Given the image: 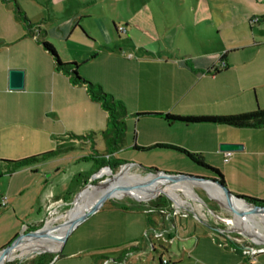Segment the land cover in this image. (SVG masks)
Here are the masks:
<instances>
[{"label":"rangeland","instance_id":"rangeland-1","mask_svg":"<svg viewBox=\"0 0 264 264\" xmlns=\"http://www.w3.org/2000/svg\"><path fill=\"white\" fill-rule=\"evenodd\" d=\"M7 5L15 9V1L18 3L20 10H22L31 26L22 18L26 24L27 31L34 32V35L39 37L44 35L48 41L56 47V52L59 57L64 60V63L75 62L77 65V72L83 79L89 80L91 83L102 86L103 91L111 94L117 101L120 100L126 106L128 112L125 117L126 123L130 124L132 120L128 119L129 115L142 113H157L158 110H149L146 106L147 102L144 100L134 101V103H127L125 100L118 99L113 93L105 90L101 82L95 81L102 75L91 64L90 61L85 60L99 51L113 49L118 51L121 49V55H129L130 52L134 57L137 55L159 56L163 60H178L182 59L187 64L189 69L194 74L203 76V72H214V68L222 66L220 58L227 53L230 64L235 62L240 70L238 72L228 73L221 77H203L199 82L187 89V93H193L205 83L218 84L228 94L226 99L218 101L215 97L216 92L210 98L203 100L201 103L194 104L188 112L195 114L191 115H223L227 113H237L245 111L246 105H243L241 98L247 94H251L245 90V87L236 89L231 86L232 82L237 83L240 76L244 80L250 81L252 75L260 72L261 78L264 80V0H3ZM114 26L117 27L118 32H115ZM47 33V34H46ZM260 46V47H259ZM237 51V52H236ZM87 61V62H86ZM234 61V62H233ZM246 65V66H245ZM99 76V77H98ZM200 77V78H201ZM236 80V81H232ZM264 82V81H263ZM221 93V92H220ZM257 94V93H256ZM258 98V96H257ZM131 100V99H129ZM146 103V104H145ZM183 104H180L182 107ZM178 103H173L174 109L178 108ZM260 106V105H259ZM184 110L185 108L177 109ZM160 113H171L172 111H164ZM133 126V125H132ZM72 136L76 134L69 133L63 137H58L52 140L51 144L45 147H32L18 149L9 153V158H1L6 160L20 161L27 158L37 157L28 162L19 171L13 173L11 180L8 176L0 178V242L15 236V231L18 227L17 235L24 234L33 219L39 206L40 201L36 191L39 189V184L28 185L26 191L21 196H15L12 199V193L9 192L10 183L20 184L27 179L32 180L36 175L40 177L44 169L49 165L56 164V167L65 168V174L62 176L63 180H72L71 191H78L79 185H83L79 192L84 189L80 195L85 192H90L97 181L111 182L117 180L119 176L128 174L129 176L145 177L149 174L148 171L138 166H124L128 162H132L128 156L130 152L118 153L117 158H123L126 161H114L119 163L117 168L112 170V174L108 173L104 177H97L92 179V176L100 169H96L91 165L89 148L87 146L79 145L78 141L74 140ZM169 140L180 145L191 147L194 145L202 146L204 138L225 141L238 140V144H245L250 146L251 151L247 154L243 150L235 151L240 153L236 158H233L231 163H225L222 159H211L210 154H204L209 162L215 164L222 173H226L229 179V188H235L240 192H244V196L257 198L264 194V179L258 175V163L264 164V127L257 129H231L228 127H214L212 129H192L184 130L173 128L164 134ZM229 142V141H228ZM224 143V142H221ZM208 148V146H207ZM209 151V150H208ZM245 151V150H244ZM233 153V154H234ZM132 155V154H131ZM156 156L152 152L149 154H138L137 163L158 170L169 171L172 173H198L194 164L186 158L173 154L164 157ZM168 156V157H167ZM111 160H113L111 158ZM108 166V165H107ZM238 168V176L233 175L234 168ZM123 168H125L123 170ZM78 170H84L80 174L74 175ZM102 171V170H100ZM242 172L246 173L241 174ZM262 170H259V173ZM49 173H46L48 175ZM88 179L87 184L84 180ZM10 181V182H9ZM172 181V180H170ZM176 182V181H172ZM191 190L199 195L211 206H218L219 212L223 217L228 218L229 222H223L228 229L232 230V237L241 239V242L253 243L256 246H264V239L256 238L251 235H245L239 229H232L234 220H245L243 216L235 212L232 207L227 204V199L222 193L217 195V191L208 185H201L196 183H187ZM100 187L97 188V190ZM173 192H166L157 187L140 188L137 193L125 194L118 196H111L95 213L90 215L89 222L83 223L78 229L77 234L82 230L91 227L93 222L102 218L103 213L99 211L107 208L110 200H128L139 203L140 200H148L153 197L154 191H157L162 196L168 198L175 197L186 198L187 193L181 186L175 185ZM76 189V190H75ZM151 189H154L151 191ZM219 192V191H218ZM54 194V192H52ZM51 193V194H52ZM76 193L72 198L69 197V203L63 206L60 210V216L54 224H49L46 228L50 235L57 234V227L64 228L67 221H69L70 213L75 207ZM6 196L9 203L18 202L17 207L12 204V207L4 208L1 196ZM218 197V199L215 198ZM179 200V199H178ZM260 200V199H258ZM194 202V201H193ZM90 204H84L82 208L87 209ZM14 208V210H13ZM237 209V208H236ZM239 210V209H238ZM241 211V210H240ZM245 213V212H243ZM147 223L151 224L155 220L161 221V216L157 211L153 213H142ZM246 217L251 223L256 224L252 213H248ZM150 218V220H149ZM87 221V220H86ZM85 221V222H86ZM259 222V221H258ZM148 224V225H149ZM57 227H56V226ZM44 226V222L41 227ZM150 226V225H149ZM148 226V227H149ZM147 227V228H148ZM76 229V228H75ZM73 233V232H72ZM71 233V234H72ZM146 230H144L142 237L134 245L141 247V250L129 254L127 256L130 264H152V258L155 256L157 261V254L150 250L147 245ZM61 237L55 239L59 240ZM49 241V240H48ZM47 242V241H45ZM35 242V243H45ZM62 249V248H61ZM128 249V248H127ZM121 252V251H120ZM119 252V253H120ZM60 250L33 252L29 255L21 254L19 251L14 252L10 257L13 260L3 264H18L25 262L32 263L37 257H43L45 260L53 258L60 254ZM115 253L112 248L103 252H79L77 258L72 264H115L113 260L119 255ZM154 253V254H153ZM88 259V260H86ZM84 261H90L84 262ZM36 263V262H35Z\"/></svg>","mask_w":264,"mask_h":264},{"label":"crops","instance_id":"crops-1","mask_svg":"<svg viewBox=\"0 0 264 264\" xmlns=\"http://www.w3.org/2000/svg\"><path fill=\"white\" fill-rule=\"evenodd\" d=\"M114 30L118 32L116 26H114ZM43 40L48 39L44 35L37 37L34 32H28L26 24L15 13L14 9L7 5L5 1L0 0V157L9 158V153L18 149H26L28 145L43 148L45 145L51 144L53 139L56 140L58 137L73 133L76 136H72V138L78 141L79 145L89 148L91 165L97 169V159L106 158L110 154L108 153L109 150L103 134L109 115L99 102L90 98L85 85H75L68 74L56 68V58L47 52L42 43ZM120 48L118 51L110 48L104 49L99 51L94 58L91 56V58L85 59L94 64L93 66L103 75H100V78L95 81L101 82L106 91L113 93L118 99L125 100L127 103L129 101L134 103V101L144 100L147 102L145 104L149 107V110L172 111L176 115L181 116H196L191 115L195 113L188 112V108L190 110L195 107L194 104H199L203 100L210 98L214 92H216V95L213 98L218 101L226 99L228 96L224 90L219 89L218 84L208 82L200 86L195 92L187 93L189 86L191 87L193 83H198L203 77H221L240 70L234 65V61L233 64L229 63L228 52L223 54L225 55L224 61L228 69L221 70L218 73L204 71L201 77L188 68L190 60L186 64L182 59L163 60L159 56H148L147 54L134 57L130 52L129 55H121ZM10 69L25 70L24 89L17 90L9 87L8 75ZM210 74H212V77H210ZM252 76L250 81H246L240 76L241 80L231 84V86L236 87L234 90L245 87L244 89L248 93L252 92V96L245 93L243 98H241L243 105H246L244 109L246 112L252 111L257 107L264 108V80L258 79L261 78L260 72ZM174 102L178 103V108L174 107L173 109L172 104ZM180 104H183L182 107ZM181 108H185L187 112L177 110ZM128 117H131L128 119L132 120V129L130 124L125 122L124 142L110 154L113 160L126 161L123 158H117L118 153L122 152H130L132 154L128 156L130 160H133L132 163L138 162L136 161L138 154H149L152 152L159 158L171 154L175 156L174 154H176L186 158L195 165L198 171L196 175L215 179L217 176L214 173L194 163L177 149L156 147L144 151L143 149H137V147L147 148L159 143L183 148L191 153L202 155L207 164L216 167L215 164L207 160L204 154L211 153L209 158L222 159L225 163H231L233 158H236L240 153L230 151L232 155H230L228 161H225L227 152L220 150V144L228 141L238 143V140L217 142V140L204 138L202 140L203 147H195L194 145L188 147L167 139L164 134L173 128L184 130L198 128L207 130L214 127L257 129L203 123L191 125L178 122L172 123L154 115L136 116L131 114ZM78 136L83 137L79 138ZM241 150L244 152L242 154H247L251 151V148L248 144H243V149ZM156 156L153 155V157ZM64 165L62 164L63 167L58 168L54 163L44 169L40 177L36 175L32 180L27 179L20 184L10 183L8 191L12 193V199H15L17 195H23L28 185H32L34 182V184H39L36 195H38L40 203L35 219L32 220L31 225L27 227L24 234L42 228L41 225L46 218L47 208L54 200L64 199L69 201V197L72 198L83 186L79 185L78 191L76 189V191H71L73 181L69 179L62 181V176L65 174ZM145 168L152 167L145 166ZM216 168L219 170L218 167ZM257 168L259 177L264 179V164L258 163ZM6 169L7 165H4V172L0 178L8 176L9 180H11L14 176L13 173L20 170L9 173ZM237 170V167L233 169V175L238 176L239 172ZM259 170H262V172L259 173ZM83 171L78 170L71 177L73 178L77 173L80 174ZM46 173L49 174L46 175ZM222 174L228 187V175L226 173ZM241 174L245 176L246 173L242 172ZM87 181L88 179H85L84 184H87ZM261 186L264 189V185ZM229 190L237 195L244 196L242 194L244 192H240L235 188H229ZM3 197L5 196L2 194L1 200ZM256 197L264 200V194ZM138 202L110 200L107 208L99 211V214L101 211L103 213L100 221L93 222L91 227L82 230L76 235L80 226L89 222L90 218L95 216L92 215L86 219L87 221L81 222L71 235H68L63 248L60 250L61 253L54 256L53 264H72L79 252L86 254L95 251L103 252L110 248L115 253L121 251L116 257V259L119 258V261L113 260L115 264H130L127 256L141 250L140 246L134 245L139 240L138 238L142 237L144 230L147 232L154 229L166 231L171 243L163 240L156 242V240L152 239L153 244H156L153 247L150 239L145 237L150 250L157 254V261H155V256H153L152 264H264V252L258 256L250 257V259L246 258L243 249L236 247L232 243L234 240L228 239L224 234L225 232H222L229 230L223 223L217 224L212 219L209 223H199L193 216L188 218H166L159 214L161 221L151 220L153 222L149 224L142 213L146 212L145 210L151 206L147 200L142 199ZM13 203L8 202V205L4 206V208L12 207ZM17 205L18 202H15L14 206L17 207ZM215 207L218 213L221 212L218 206ZM95 214H98V212ZM17 232H19L18 227L14 237L11 234L9 238L0 242V250L19 236ZM42 258L39 256L32 263L26 264H42L44 262ZM164 259H167L168 262L163 263ZM84 262L90 263V261Z\"/></svg>","mask_w":264,"mask_h":264},{"label":"trees","instance_id":"trees-1","mask_svg":"<svg viewBox=\"0 0 264 264\" xmlns=\"http://www.w3.org/2000/svg\"><path fill=\"white\" fill-rule=\"evenodd\" d=\"M15 1V0H12ZM15 13L20 16V18L24 19L28 26H31L32 24L29 23L27 20V17L25 13L20 10V7L18 6V3L15 1ZM45 49L47 52H49L51 55H53L56 58V68L58 70H61L62 72L68 74L70 77V80L75 83V85H85L87 88V93L89 94L90 98L96 102H99L102 106L103 109L108 113L109 115V120L107 122V126L103 134L105 135V141L108 147V153L112 154L113 151L117 150L119 146H121L124 142V137H125V129H126V124H125V117L127 116L128 112L126 110V106L124 103L120 100H116L111 94H107L103 91V88L99 84L91 83L89 80L83 79L79 76V73L77 72V65L75 62H68L64 63L62 62L61 58L57 54L54 45H52L48 40H43L42 41ZM96 54L92 56L94 58ZM225 55H223L220 58V63H222V66H217V68H214V73H218L221 70L228 69L227 64L225 63ZM212 72V71H211ZM136 116H141V115H154V116H160V118L165 119L169 122L172 123H184V124H217V125H229L234 128H262L264 127V108L257 107L256 109L249 111V112H240L236 114H226V115H199V116H189V115H174L171 113H165V114H160V113H142V114H135ZM79 138H82L83 136H78ZM86 137V136H85ZM165 148V147H172L173 149H177L181 152H183L190 160H192L194 163L201 165V167L211 171L212 173L215 174V176L219 177L221 179V182L226 184V181L224 179L223 174L216 168L213 167L209 164H207L204 161V158L202 155L197 154V153H191L186 149L183 148H178V147H173L171 145H165V144H155L151 147H137V149H143L144 151L150 150L152 148ZM37 157H32V158H27L24 160L20 161H15V160H1L0 161V176L3 174V168L4 165H7L6 171L11 173L15 172L22 167H24L28 162H31L32 160L36 159ZM98 165L97 169L100 167L104 166H109L112 170L117 168V162L114 160L106 159L105 157L97 159ZM5 171V172H6ZM104 173V172H103ZM153 197L148 199L147 202L150 204L152 207H164L168 206L170 203V200L161 194H159L157 191H154ZM243 196V195H242ZM244 198H247V200L255 202L261 207H264V200H258V198H253V197H247L243 196ZM214 210L217 211V208L213 206ZM232 243L236 247H241L244 249V247H255L256 245L253 243L249 242H237V241H232ZM246 258L250 259L249 256H246ZM54 258V257H53ZM53 258L49 259V257L45 260L42 264H49ZM115 261H119L118 259H115Z\"/></svg>","mask_w":264,"mask_h":264},{"label":"bare ground","instance_id":"bare-ground-1","mask_svg":"<svg viewBox=\"0 0 264 264\" xmlns=\"http://www.w3.org/2000/svg\"><path fill=\"white\" fill-rule=\"evenodd\" d=\"M125 168H123L124 170ZM104 172V173H103ZM111 172V173H110ZM108 173L112 174V171L108 168L103 169L102 171H99L96 175L97 177H104L105 175H108ZM176 182L172 181H165L158 176L154 174H148L147 176L138 177V176H129L128 174H125L123 176H119L117 180H113L111 182H104L101 186L98 185L94 187L90 192H85L83 195H80L76 199L75 207L72 210V213H70L69 221L66 222L64 228L58 227L57 234L48 235L46 238L42 239H27L20 243L17 248L14 249V251L10 254V256L16 252L19 251L21 254L29 255L33 252H46V251H55L61 250L62 248V241L61 238L66 235V232L68 231L72 221L75 219V217L79 214H82L89 209H92L94 207L100 206L102 203V200L107 197L109 194L112 196H118V195H125V194H133L137 193L138 189L140 188H159L166 192H173L175 189V185H179L182 187L184 191H186L187 195L192 197L193 199H197L199 196L196 195L189 186H187V183H196L201 185H208L215 189L217 191V195H220L222 193L225 195V193L215 186V184H211L210 182L201 183V182H195V181H187V180H174ZM100 187L98 190L97 188ZM154 189H151L153 191ZM219 191V192H218ZM226 196V195H225ZM216 199L218 197L215 196ZM227 198V197H226ZM225 198V199H226ZM175 200H178L179 197H175ZM84 204H90V207L87 209L82 208ZM235 207L243 212H245V220L235 221L233 222L232 229H239L244 233L245 235H251L256 238H262L264 239V217H258L257 215H254L255 220L257 221L256 224L251 223L250 220L246 217V215L249 213H252L250 209L243 203L238 201L235 204ZM259 221V222H258ZM61 237L59 240H55L57 238ZM49 240V241H48ZM45 242L43 244L41 243H35V242ZM8 257L5 261L1 262L0 264H3L8 261H12L13 258Z\"/></svg>","mask_w":264,"mask_h":264},{"label":"water","instance_id":"water-1","mask_svg":"<svg viewBox=\"0 0 264 264\" xmlns=\"http://www.w3.org/2000/svg\"><path fill=\"white\" fill-rule=\"evenodd\" d=\"M25 76H26L25 70L10 69L9 75H8L9 87L11 89H17V90L24 89L25 88ZM241 149H243V145L238 144V143L224 142V143L220 144V150L223 152H229V151L235 152V151H238ZM138 165H139V167L148 171L149 174H154V175L158 176L159 178H161L165 181H167V180L168 181H170V180H172V181H174V180H187V181H195V182H201V183L210 182L211 184H215V186L220 188L225 193V195L227 197L226 198L227 204L230 207H232V209L235 212H237L239 215H244V213H243V211L236 209L235 204L238 201L243 202L250 209L252 214L257 215L258 217H264V207L259 206L255 202L247 200V198H244L242 195H237V194L233 193L232 191L229 190V188L226 186V184L221 182V179L219 177H217L215 179V178L203 177L201 175H194V174H187V173H172V172H167V171H161V170H158L157 168H145L143 165H140V164H138ZM107 168L112 171V169L109 166H107ZM97 173H95L92 176V179L96 178ZM103 181L104 180H102V181L99 180L96 183H94V185L95 186H98V185L101 186L103 184ZM87 187H85V188H87ZM84 189L81 190L80 193H82L84 191ZM80 193H78L76 195V199ZM111 196L112 195L109 194L107 197H105L102 200V203L100 206L98 205L97 207L89 209L88 211H86L82 214H79L75 217V219L72 221L68 231L66 232V235H64L61 238L62 248H63V245L68 238V235H71V233L75 230V228L81 222L86 220L90 215L95 213L98 209L102 208L104 203ZM76 199H75L74 203H76ZM230 231H232V230H230ZM49 234L50 233L47 230L37 229V230L30 231L28 233H25V234L18 236L13 242H11L6 247H4L0 250V263L5 261L10 256V254L14 251V249L17 248L18 245H20V243H22L23 241H25L27 239H42L43 237L46 238V237H48Z\"/></svg>","mask_w":264,"mask_h":264},{"label":"built area","instance_id":"built-area-1","mask_svg":"<svg viewBox=\"0 0 264 264\" xmlns=\"http://www.w3.org/2000/svg\"><path fill=\"white\" fill-rule=\"evenodd\" d=\"M231 152H227L225 155V161L229 160ZM111 155H107L106 159H110ZM124 166H138L137 163H130L128 162ZM107 168L104 167L100 170H103ZM141 168V167H140ZM199 196V195H198ZM3 205L6 206L8 205V198L5 196L2 198ZM194 201V202H193ZM68 201L61 199V200H54L50 206L47 208V215L44 220V226L40 228L41 230H46L47 226L49 224H54V221H57L59 218L60 210L63 206L68 205ZM147 213H152L154 211H157L160 215L170 218V217H185L188 218L190 216H193L195 220L199 221V223H209L210 220H214L217 224L223 223V222H229L228 218L223 217L220 213H218L214 208L210 206L205 200L200 198V196L197 199H193L192 197L188 196L186 198H179V200H175L171 197L170 203L168 206L162 207V208H157V207H148L145 210ZM56 226V225H55ZM57 227V226H56ZM222 231V230H221ZM225 236L228 239H232L237 242H241V239L233 238L232 237V231L229 230H224L222 231ZM146 237H148L153 245V247L156 244H153L152 239L156 240V242H159L160 240H163L165 242L171 243L170 238L167 237L166 231H160V230H151L146 232ZM161 247V246H160ZM244 255L249 256V257H254L258 256L260 253L264 252V246H255V247H244L243 249ZM52 260L49 264H53ZM168 260L164 259L163 263H167Z\"/></svg>","mask_w":264,"mask_h":264}]
</instances>
